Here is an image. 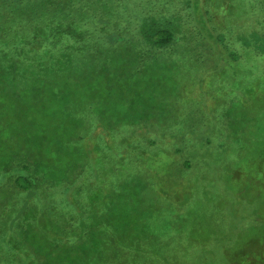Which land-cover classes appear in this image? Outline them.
<instances>
[{"label":"trees","instance_id":"obj_1","mask_svg":"<svg viewBox=\"0 0 264 264\" xmlns=\"http://www.w3.org/2000/svg\"><path fill=\"white\" fill-rule=\"evenodd\" d=\"M138 1L0 0L1 264H264V0H197L201 21ZM186 61L230 63L219 123L178 116L167 79ZM206 149L219 173L237 161L220 233L188 226L187 186L153 184L179 192Z\"/></svg>","mask_w":264,"mask_h":264},{"label":"rangeland","instance_id":"obj_2","mask_svg":"<svg viewBox=\"0 0 264 264\" xmlns=\"http://www.w3.org/2000/svg\"><path fill=\"white\" fill-rule=\"evenodd\" d=\"M147 2L149 6L152 4L157 8L163 7L164 9L168 10L170 13L172 12L175 15H180L181 13H183L182 11L184 9V4L187 9L188 7H191V9L188 10L184 9V12H191L192 16L199 18V21H201L203 17L202 15L204 14L202 9L197 6V0H139L136 5H134V8L137 9L138 7H143ZM165 2H168L167 5L164 4V6H160L161 3ZM125 13L126 16L124 18H128V12ZM208 42L211 43V41L209 40ZM212 52L214 53V50H209L204 55V57L207 58V62L209 63H214L215 61V58L213 56L214 54ZM176 58H180V54H178ZM198 64L199 63H197V66H192V63L186 61L185 64L177 68H172L170 70L172 74L169 76V80L167 79L168 93L170 94L169 98L173 99V101H177L175 109H178L177 114L182 118V121L185 122L188 117H195L196 111H201L202 115L207 118V123L210 124L212 119L215 118V123H219V121L223 120V114L227 111L228 108L234 110L232 108L230 100L226 98V96L220 95V93L224 91V87L233 85L228 77H226L225 74L222 73L226 72L232 67H229V63L228 67H225L223 69V67L225 66L224 65L221 69H219L220 71L218 75H212L209 68L207 69L204 67L205 65ZM211 75L213 77L215 76V78H211ZM242 75L243 77L248 76V70L244 69ZM221 76L226 78L222 80L220 78ZM225 81H227V83L224 84ZM162 90H164L163 87ZM219 95L221 98L218 97ZM175 97H178L179 100ZM225 105L227 106L225 107ZM207 107L209 109H207ZM240 117H242V115ZM248 118V120L250 121L251 117L249 116ZM260 122L261 121H259L257 124H259ZM214 126H211L209 128L210 131L212 128H214ZM200 128L201 129L198 130L201 133H204L206 131L204 130L206 127H203V125H201ZM240 128L241 132L243 133H248L250 129L248 125L244 124L240 125ZM217 130H219V125H217ZM241 138L243 137H240V139ZM89 141H91L90 144L93 145V147L96 145H103L99 139L92 138L88 139L86 142ZM240 144H244L243 141H241ZM205 152H207L204 153L207 154L206 158H201L200 163H197L192 168L195 175L190 177L187 184L184 183V187L183 185H180L181 190L179 192L173 191V188L175 190L176 185L174 183L168 182L166 178L162 180H155V183L153 182V184L155 188L157 184L163 187L165 189V192L170 193L171 195H182V191L187 186L189 194L185 196L190 197V194L193 195L192 204H190L191 206L187 209V212L190 213V221L188 223V226L190 228H201L205 232L215 231L217 233H220L229 223L231 211L234 212V209L236 207V199L234 198L236 185L231 180H229L231 179L229 176L237 167V161H231L227 163L229 165H224V170L219 173L214 167L215 156L212 155V153L208 154L210 152V150L208 151V149H206ZM246 152L247 151L245 150L242 155V159L246 158ZM156 166L158 168L157 170L164 172V175H167V177L170 176L169 179H172L173 176L175 177L176 175H179V172L177 170L178 167L172 161H166V158H163V161H161V163H159L158 165L156 164ZM244 170L247 173V168H245ZM243 179L248 181L247 177H243ZM239 210L242 211L241 208ZM162 214L163 211L156 212L155 219L157 223H159L165 215L164 214L162 216ZM243 214L245 215L244 217L251 218V213L248 209L243 208ZM249 227H251V225L245 221L239 227V230L247 229L248 232ZM104 249V257H112V255H114L115 253L111 249L103 248L102 250ZM116 250L119 251L118 248H116ZM4 256L5 251H2L0 247V260L4 259ZM3 264L7 263L3 262Z\"/></svg>","mask_w":264,"mask_h":264}]
</instances>
